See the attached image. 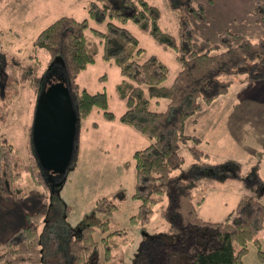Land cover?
Wrapping results in <instances>:
<instances>
[{
    "label": "rangeland",
    "instance_id": "1",
    "mask_svg": "<svg viewBox=\"0 0 264 264\" xmlns=\"http://www.w3.org/2000/svg\"><path fill=\"white\" fill-rule=\"evenodd\" d=\"M90 1L0 0V84L3 82L4 86L5 72L9 80L17 82L9 88L5 97L0 92L2 241L19 227L28 225L27 215L36 212L43 204L49 207L48 215L39 226L43 237L50 228L61 232L66 227L75 233L79 228L76 225H85V221L97 225L103 219L99 214H93L98 199L121 187L129 196L136 189L133 154L148 146L150 140L119 121L127 109L117 91V85L123 77L115 64L102 58L103 47L95 40L98 45L96 62L78 74L76 81L81 89L92 93L106 92L109 111L114 113L115 119L107 120L102 113L95 111L81 122L77 159L61 186L49 188L38 184L41 183V177L32 178L27 170V165L31 164L32 159L35 160L30 136L37 95L27 84L20 82L21 71L35 61L33 54H37L33 51V43L40 31L61 16L70 15L79 20L86 18ZM148 1L160 9V24L165 32L178 40L181 35L193 37L201 52L230 38V35L225 34L226 29L239 33L244 39H264V4L256 10L257 2L262 5L264 0ZM190 2L196 11L185 7ZM181 12L185 19L183 23L180 20ZM124 26L132 31L145 48L144 59L155 55L169 67L170 76L166 84L170 85L180 71L176 53L160 45L132 21ZM86 35L92 39L90 31H86ZM38 56L42 63L39 72L43 74L49 66L50 56L45 51H40ZM233 80L226 95L204 106L186 126L187 133L200 138L198 146L209 157L195 160L188 151L192 144L184 145L181 150L186 159L184 172L197 183L193 190L194 201L203 199L198 204L199 215L213 222L225 220L243 194L255 195L264 204V152L260 155L257 153V145H264V80L250 81L243 75H236ZM160 106L161 110L166 109L165 104ZM7 160H11L12 165ZM128 162L131 165L129 167L126 166ZM17 187L24 189L22 201H18L13 194ZM139 204L129 199L112 219L113 228L128 225L135 233V242L127 249V264H134L136 259L139 260L138 264L142 261V264H163L161 259L164 254L166 261H172L169 251L156 254L154 247L157 243L146 241L145 237H167L172 234L169 221L161 216L164 205L154 207L155 212L146 224L132 227L129 218L137 212ZM49 232L54 234L51 230ZM95 236L99 241L102 238L99 233ZM241 236L248 246L243 264H264V227L257 233L247 230ZM53 243V249L47 255L48 264H70L69 244L66 251L68 258L64 261L61 258L62 242ZM165 246L170 251H179L175 245L168 247L161 243L157 247L160 249Z\"/></svg>",
    "mask_w": 264,
    "mask_h": 264
},
{
    "label": "trees",
    "instance_id": "2",
    "mask_svg": "<svg viewBox=\"0 0 264 264\" xmlns=\"http://www.w3.org/2000/svg\"><path fill=\"white\" fill-rule=\"evenodd\" d=\"M263 4L257 2L256 10ZM185 7L196 11L192 2ZM87 13L82 20L70 15L61 16L40 31L33 43V51L37 54H33L35 61L22 69L20 82L38 93L44 74L39 72L42 63L38 55L45 51L50 56L49 65L56 59L64 63L77 97L81 122L95 111L102 113L107 120H114V113L109 111L107 93L81 89L76 81L78 74L96 62L99 43L103 47L102 58L115 64L123 77L117 91L127 109L119 121L147 137L150 144L133 154L137 180L134 193L129 196L121 187L98 199L93 214H99L103 219L97 225L87 221L85 225H76L79 228L69 242V263L127 264V249L135 242V233L128 225L113 228L115 214L129 199L138 201V210L129 218V224L132 227L144 225L152 218L154 207L168 199L161 216L169 221L172 234L167 237L145 236L146 241L157 243L154 247L156 254L170 252L172 261H166L164 254L163 264L165 261V264H243L248 246L241 235L250 229L255 233L263 229V202L255 195L243 194L225 220L203 219L198 210L203 199L194 201L193 190L197 183L184 172L186 159L181 150L184 145L192 144L188 151L195 160L209 157L198 146L200 138L186 132L187 123L204 106L226 95L236 75H243L250 81L264 80V39H244L239 33L226 29L225 34L230 38L201 52L193 37L181 35L178 40L165 32L160 24V9L148 0H91ZM180 18L182 23L185 22L182 12ZM128 21L176 53L180 71L170 85L166 84L169 67L155 55L144 59L145 48L124 26ZM86 31H90L92 39L87 37ZM4 74V89L0 86L2 97L17 83L14 79L9 80L6 72ZM160 104H165L166 109L161 110ZM7 161L12 165L11 160ZM126 166H131L130 162ZM27 170L32 178L41 177L38 184L50 188L36 160L32 159ZM17 188L13 194L22 201L24 189ZM48 213V205L43 204L36 212L27 215L28 225L0 240V264H45V261L48 264L50 252L45 251V237L39 229ZM98 233L102 235L100 241L95 236ZM161 243L168 247L175 245L179 251H170L166 246L159 249L157 246ZM255 243L258 244L257 239ZM137 260L133 261L134 264L139 263Z\"/></svg>",
    "mask_w": 264,
    "mask_h": 264
},
{
    "label": "water",
    "instance_id": "3",
    "mask_svg": "<svg viewBox=\"0 0 264 264\" xmlns=\"http://www.w3.org/2000/svg\"><path fill=\"white\" fill-rule=\"evenodd\" d=\"M59 64L60 67H56ZM55 74V75H54ZM52 75L57 83L46 87ZM81 119L77 97L60 59L53 61L43 74L37 93L31 127V148L45 178L59 176L61 186L77 159Z\"/></svg>",
    "mask_w": 264,
    "mask_h": 264
},
{
    "label": "crops",
    "instance_id": "4",
    "mask_svg": "<svg viewBox=\"0 0 264 264\" xmlns=\"http://www.w3.org/2000/svg\"><path fill=\"white\" fill-rule=\"evenodd\" d=\"M62 213H64V211ZM52 226H53V224H52ZM50 230L54 232L53 235L51 234V232H49ZM74 234L75 233H71L70 228L67 229L66 227H64V229L61 232L55 231L52 228H50L48 231H45V236H46L45 247H46V251L47 252H51L52 249H53V248L51 249V246L54 245L53 242L54 241H60V242H62L61 249L63 250V253H62L63 256H61V258L64 261H66L67 258H68V254H66L67 246H68V244L70 242V239L72 238V236Z\"/></svg>",
    "mask_w": 264,
    "mask_h": 264
},
{
    "label": "flooded vegetation",
    "instance_id": "5",
    "mask_svg": "<svg viewBox=\"0 0 264 264\" xmlns=\"http://www.w3.org/2000/svg\"><path fill=\"white\" fill-rule=\"evenodd\" d=\"M56 67H60L59 64L56 65ZM55 75V74H54ZM52 75L49 79L46 80V87L49 88L50 85L52 83H57L59 81L58 78H55V76ZM2 84H0L1 87H4L3 86V82H1ZM37 95V94H36ZM36 100H37V96H36ZM35 107H36V103H35ZM34 111H35V108H34ZM31 143V142H30ZM264 143V142H263ZM259 146V148L257 149V153L260 155L262 152H264V145H257ZM32 150V149H31ZM33 153V152H32ZM34 156V155H33ZM35 160H36V157L34 156ZM36 165H37V160H36ZM56 177H47V182L50 184V187H54L56 185V183H58L60 181V178L59 176L57 175H54ZM254 181H255V178L253 177Z\"/></svg>",
    "mask_w": 264,
    "mask_h": 264
},
{
    "label": "bare ground",
    "instance_id": "6",
    "mask_svg": "<svg viewBox=\"0 0 264 264\" xmlns=\"http://www.w3.org/2000/svg\"><path fill=\"white\" fill-rule=\"evenodd\" d=\"M207 82V81H206ZM201 89V88H200ZM45 240H46V236H45Z\"/></svg>",
    "mask_w": 264,
    "mask_h": 264
}]
</instances>
